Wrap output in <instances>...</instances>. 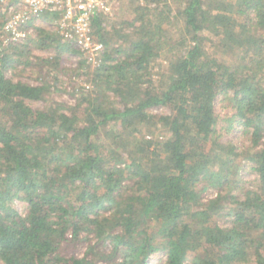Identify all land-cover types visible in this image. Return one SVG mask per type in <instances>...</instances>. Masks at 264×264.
<instances>
[{"label":"trees","instance_id":"obj_1","mask_svg":"<svg viewBox=\"0 0 264 264\" xmlns=\"http://www.w3.org/2000/svg\"><path fill=\"white\" fill-rule=\"evenodd\" d=\"M126 1L113 32L94 17L93 67L35 29L56 54L43 62L84 58L92 89L75 106L49 99V82L9 76L31 65L29 45L0 20V264H264V0ZM237 127L245 151L222 142ZM85 234L96 243L83 258L63 253Z\"/></svg>","mask_w":264,"mask_h":264},{"label":"rangeland","instance_id":"obj_2","mask_svg":"<svg viewBox=\"0 0 264 264\" xmlns=\"http://www.w3.org/2000/svg\"><path fill=\"white\" fill-rule=\"evenodd\" d=\"M129 11L130 9L126 0H121L119 3L115 4V6L104 11L103 13L106 16V29L110 32H113L114 27H121L123 25L122 19L127 18L129 16ZM8 15V11L4 7L0 6V20H3L4 17L9 18ZM36 28L44 29L47 33L58 36L56 31V25L51 21V19H40L25 26V30L28 32V38L25 41H22L21 43H28L29 54H27V57L22 58V61H25V58H29L31 65H19L17 69L9 73V76L13 77L15 80H22L31 84H39L42 81L49 82L53 86V93L49 99L62 103L67 107L75 106L77 100L82 95V90L84 89L90 91L92 89L90 77L86 75L87 69L84 68V66L80 67V64L84 58L81 55L74 56L72 54H66L64 57V61L62 62L61 67L59 68L54 67L53 63L43 62V59L49 60L52 57L54 58L56 54L51 50H41L38 48V37H36L35 30ZM5 37L7 38V36ZM96 65L97 63L91 64L92 67ZM31 105L34 108H42L43 106H45V104L42 102L31 103ZM219 106L220 105L218 104L217 107ZM151 113L153 115H163L169 113V109L164 107H158L152 109ZM153 130L154 134L151 135H153L154 137L163 136V131L161 129ZM242 133L243 131L240 127L235 128L231 132V134H228V132L225 131L222 137V142L231 143L232 146L244 149L243 151H245L246 146L249 147L250 144L248 143V139L242 136ZM237 165H239V169L236 170V173L238 174L237 179L241 181L243 185L246 184L247 186H251L257 178V175L252 169L253 165L248 162L246 158H244V156L238 158ZM218 193L219 189H217L216 187H210L208 188V190H203L202 197H205V199H213L217 197ZM16 208L19 210L20 213H25L24 204L17 203ZM224 220L221 222V224L223 225L226 222ZM84 237L88 239L85 240L83 243L65 244L63 248V253L68 256L74 255L78 258H83L87 251L88 245L90 243H96L95 237L91 235L87 236L86 234L84 235ZM161 258L162 256L160 254L153 256L149 260V264H164ZM186 264L191 263L187 262Z\"/></svg>","mask_w":264,"mask_h":264},{"label":"built area","instance_id":"obj_3","mask_svg":"<svg viewBox=\"0 0 264 264\" xmlns=\"http://www.w3.org/2000/svg\"><path fill=\"white\" fill-rule=\"evenodd\" d=\"M121 0H0L9 13L4 31L17 42L25 41V26L50 16L63 42L77 46L90 62L96 63L104 45L93 35V19Z\"/></svg>","mask_w":264,"mask_h":264}]
</instances>
